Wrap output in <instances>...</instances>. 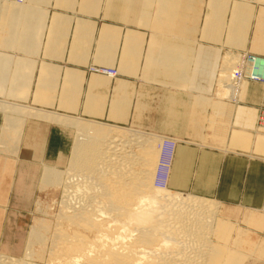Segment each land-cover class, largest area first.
<instances>
[{"label": "rangeland", "instance_id": "rangeland-1", "mask_svg": "<svg viewBox=\"0 0 264 264\" xmlns=\"http://www.w3.org/2000/svg\"><path fill=\"white\" fill-rule=\"evenodd\" d=\"M261 1L0 0V102L55 114L61 113L52 112L45 108H62L77 114L79 111L82 112L92 106L91 101L94 90H96L93 87L94 77L101 80L102 86L108 85L109 80L115 81L118 78L119 72L115 69L116 66L113 68L94 62L95 60H93L92 56L62 57L54 54L57 51L56 49L61 47V41H63L65 46L67 43L69 46L72 40V38H65L60 41L59 33L56 31H49L48 35L47 27L49 26L50 28V21L57 19L59 16L56 14L57 11L60 12V15H78L79 18L85 20L84 27L92 26L87 21L90 17L98 19L95 21L97 23L99 19H101V22H113L112 20L124 21V18L128 17L132 19L133 26L136 27H140L141 17L153 18V24L150 25L152 28L158 27L160 30L167 31L173 29L175 31H186L191 27V31H195L198 39L200 38L202 42L205 37L213 39V41L219 40L221 37H228L230 40H238L241 43L243 52L227 50L220 55L213 79L215 97L212 99V104L214 107L207 126L212 133L213 141L221 139V142L224 143L223 147L231 144V148L235 149L226 148L227 150L254 149L257 155L264 157V130L260 129L258 125L259 117L264 112V65H261L263 68L261 73L263 74L259 72L255 75L261 81L259 79L250 81V72L247 64L249 58H255L256 64L257 62H259L258 64L264 62L263 57L249 53L250 51H256L264 54V0ZM10 18L12 19L9 20ZM82 34L85 38L84 47L87 48V45L91 44L89 39H93L94 34L87 31ZM57 42L59 43L58 45ZM198 42L200 41L198 40ZM46 52H49V54H46ZM99 58L102 61L105 60L104 56ZM80 59L85 64L84 66H76V63H80ZM233 63L234 65H232ZM227 64L228 66H226ZM67 66L70 68H84V71H62ZM246 66L247 71H245ZM226 67H230L229 71H232V74L227 72L228 68ZM233 67L234 69H232ZM60 68L62 70H59ZM237 70L241 71L242 74L246 73V78L242 82L236 77L233 80L234 72ZM106 71H112L116 75L111 76ZM221 73L225 74H222L225 77H221ZM227 73L228 75H226ZM147 74L150 75V73ZM222 78H225V80ZM223 80L226 84L229 82L230 84L226 85V95L221 97L216 92ZM103 90L106 91V89H102V92ZM107 99L106 97L105 100ZM216 105L222 107L220 113L216 109ZM247 107H252L253 110H249ZM250 111L251 113H249ZM61 115H66L76 120L79 119L78 121L90 124L92 127L102 126L122 133L136 131L154 135L155 138L159 136L174 144L176 143L175 149L178 145V141L169 136H162L148 131H132L129 128L117 125L110 126L96 121H85L81 117H76L77 115ZM25 120L18 123L19 127L17 125L14 128L4 126L1 147L4 145V147L11 148L13 145L17 149L22 138ZM240 126L247 127L248 130H244L247 132V137L237 132L238 129L236 128ZM42 134L44 135V132ZM52 138L60 140L59 134L51 136L50 139ZM158 142L161 141L158 139L149 144L153 150V159H155V161L153 160L155 167L150 170V182L154 188V176L157 173L156 165H158L159 160L157 155L160 153ZM246 142H249V144ZM60 147L59 142L48 144L49 150H47V153H38L39 155L46 154L47 159L45 162L49 166H24L21 169V181L15 185L13 190L14 197L10 199V206L0 210V255L16 259L20 258L24 261L30 260L29 262L34 264H45L50 260L49 253L53 247L52 241H54L58 229L65 230L69 235L79 233L90 240H94L98 236L95 229V231H92L86 228V225H84L85 228L81 227L83 226L81 223V226L78 223L73 225V222H70L66 217L68 216V211L66 210L68 209L70 212L69 207L77 201V198L75 197L76 193H74L75 198H73L72 193L71 198L74 201L72 199L70 201L68 198L66 199L69 195L66 196L67 194H64V182L68 177L67 173L70 168L51 166L53 164H61L60 157L62 154L59 150ZM125 149L126 152L133 151L131 155H140L136 146L127 145ZM174 150L169 153L171 154L170 157H172ZM38 160L44 162L43 159ZM165 164L166 174L163 178V186L172 194L180 193L168 188L169 157ZM46 168L54 171V175L50 177L48 182H44ZM134 168L136 170L141 169V171L145 169L140 164ZM72 172H69L70 176ZM180 194L198 197L189 193ZM77 196H80L79 193H77ZM202 199L215 205L214 209L212 208L215 213L211 211L213 216L208 214L209 218H214V223L212 219L210 221L212 224L208 222V225L211 224L214 229L206 227L210 232L212 231L211 236L209 230L205 232L207 233L206 237L208 235L211 237V240L207 237L209 242L232 254V258L240 259L243 264H264V206L261 209H247L215 199ZM65 200H67V203L69 202L70 206H67V203L66 205L62 204V201L63 203L66 202ZM103 210L109 212L112 208H103ZM211 212L209 211L208 213ZM96 216L98 217L97 213ZM103 217H105L104 222L109 223L108 221H111V219H106L105 215L100 216V214L96 221L98 222L99 220L100 222L99 218L103 220ZM107 225L105 224L106 227H108ZM219 227L220 229H218ZM59 230L58 233L61 231ZM44 244L45 246H43Z\"/></svg>", "mask_w": 264, "mask_h": 264}, {"label": "crops", "instance_id": "crops-1", "mask_svg": "<svg viewBox=\"0 0 264 264\" xmlns=\"http://www.w3.org/2000/svg\"><path fill=\"white\" fill-rule=\"evenodd\" d=\"M56 14L60 17L50 21L48 35L49 31H56L60 41L72 40L69 46L61 41L55 55L92 56L94 62L116 66L119 75L115 81L109 80L108 85L103 86L100 79L92 77L96 90L88 111L85 109L75 114L62 108L47 107L46 110L77 115L85 121L172 137L178 145L169 158L168 188L247 209L264 206V157L257 155L254 149L227 150L232 149L231 144L226 142L223 147L221 139L213 141L207 126L214 107L213 79L220 55L227 50L243 52L238 40L221 37L213 41L205 37L202 42L191 27L186 31L152 28L153 18L141 17V25L136 27L128 17L113 22L99 19V26L95 22L98 19L90 17L87 21L92 26L84 27L85 20L78 15H60L58 11ZM85 31L94 34L87 48L82 34ZM249 53L264 58L260 52ZM101 56L105 60L102 61ZM77 65L85 64L80 59ZM62 71L83 72L84 68L67 66ZM102 89L106 91L102 92ZM247 109L253 110L252 107ZM5 122L6 116L0 111V210L10 206L24 166H49L45 162L46 154H38L47 153L48 144L59 142L61 145V164L51 166L68 167L76 136V131L69 126L28 118L21 141L17 149L12 150L1 147ZM236 129L240 135L248 136L244 131L248 130L247 127ZM57 134L59 141L50 139Z\"/></svg>", "mask_w": 264, "mask_h": 264}, {"label": "bare ground", "instance_id": "bare-ground-1", "mask_svg": "<svg viewBox=\"0 0 264 264\" xmlns=\"http://www.w3.org/2000/svg\"><path fill=\"white\" fill-rule=\"evenodd\" d=\"M251 60H254L253 65L256 64L255 58ZM247 64L250 72L252 63ZM260 65H264V62H260ZM223 75L221 77H225ZM224 80L216 92L221 97L226 95V85L230 84H226ZM216 109L220 113L222 107L216 105ZM0 111L6 116L5 127L8 128H14L16 125L19 127L18 123L25 119L37 118L69 126L76 131L68 166V171L73 172L70 176L67 171L68 177L64 182V194L69 196L64 197L72 201L73 193L72 196L76 197L77 201L70 206L67 200L64 203L63 200L62 204L67 203V206H70V212L67 209L69 213L65 216L73 225H86V228L92 231L95 229L98 236L90 240L79 233L69 235L65 230L58 229L60 232L57 230L52 241L50 260L45 264H243L240 259L232 258V254L218 245H212L209 235V239L206 237V230L213 228L210 221L213 220L214 223V218L208 216L214 212L213 203L199 197L172 194L163 186L165 161L167 155L173 151L165 147L164 142L167 139L136 131L122 133L102 126L92 127L66 115L5 102H0ZM158 139L161 142H158L160 153L157 155L159 160L154 176V188L150 182V170L155 167V159L149 144ZM126 144L136 146L140 155H131L133 151L126 152ZM10 149L16 150V147L12 145ZM139 164L145 169L136 170L134 167ZM53 175L54 171L46 168L44 182H48ZM77 193L80 196H77ZM101 200L104 203L100 202ZM103 208L112 210L105 212ZM209 211L212 212L208 213ZM96 213L98 217L99 214L105 215L106 219L111 221L107 220L109 223H106L103 217V220L99 218L102 222H97ZM208 222L211 224L208 225ZM105 224H108V227ZM207 226L209 229H206ZM81 227L79 228L82 229ZM209 234L211 236L212 231ZM29 261L0 255V264H34Z\"/></svg>", "mask_w": 264, "mask_h": 264}, {"label": "built area", "instance_id": "built-area-1", "mask_svg": "<svg viewBox=\"0 0 264 264\" xmlns=\"http://www.w3.org/2000/svg\"><path fill=\"white\" fill-rule=\"evenodd\" d=\"M248 61L250 62V63H252L251 64V67L249 68V70H250V76H249V80L250 81H257L259 78L258 77H256L255 75H257L259 72L261 73V71L263 70V68L261 67V65L260 64H254L253 65V63H254V60L252 61L250 58L248 59ZM256 62V61H255ZM253 65V66H252ZM246 71H247V66H246ZM109 75H111V76H115L116 74L114 73V72H112V71H106ZM106 73V74H107ZM234 78L236 77L239 81H243L245 78H246V73L245 74H242V72L241 71H239V70H237V71H235L234 72ZM261 74H263V73H261ZM261 81V80H260ZM259 123H258V125H259V128L260 129H262V130H264V112L263 113H261V115H260V117H259V121H258ZM165 143V147H167V148H169V149H171V150H174V146H175V144L174 143H172V142H170V141H165L164 142ZM173 152V151H172ZM171 152V153H172ZM170 155L171 154H169V155H167V157H169L170 158ZM264 209V208H263Z\"/></svg>", "mask_w": 264, "mask_h": 264}]
</instances>
